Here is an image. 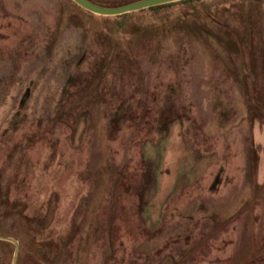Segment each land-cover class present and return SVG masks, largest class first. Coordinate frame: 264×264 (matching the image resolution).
I'll return each mask as SVG.
<instances>
[{
    "label": "rangeland",
    "instance_id": "rangeland-1",
    "mask_svg": "<svg viewBox=\"0 0 264 264\" xmlns=\"http://www.w3.org/2000/svg\"><path fill=\"white\" fill-rule=\"evenodd\" d=\"M118 16L0 0L15 264H264V0Z\"/></svg>",
    "mask_w": 264,
    "mask_h": 264
},
{
    "label": "water",
    "instance_id": "water-1",
    "mask_svg": "<svg viewBox=\"0 0 264 264\" xmlns=\"http://www.w3.org/2000/svg\"><path fill=\"white\" fill-rule=\"evenodd\" d=\"M74 4L77 6L91 12L94 15H100V16H117L121 14H128L132 13L141 9H147L152 6L156 5H163L167 3H171L174 1L178 0H135L129 3H124L122 5L114 6V7H109L105 5H99L91 2V0H72ZM181 1V0H179ZM0 240H5L12 242L14 244V257L12 258V264H15V257H16V252H17V244L13 238L10 237H1Z\"/></svg>",
    "mask_w": 264,
    "mask_h": 264
},
{
    "label": "trees",
    "instance_id": "trees-1",
    "mask_svg": "<svg viewBox=\"0 0 264 264\" xmlns=\"http://www.w3.org/2000/svg\"><path fill=\"white\" fill-rule=\"evenodd\" d=\"M135 1V0H134ZM187 1H190V0H181V1H175V2H171V3H167V4H163V5H156V6H152V7H150V8H147L146 10H143V9H141V10H138V11H136V12H133V13H128V14H126V13H124V14H121V15H119L118 17H120V16H128V15H131V14H137V13H140V12H144V11H153V10H157V9H163V8H166V7H168V6H171L172 4H175L176 2H187ZM91 2H93V3H95V4H99V5H105V6H109V7H114V6H118V5H122V4H124V3H129V2H132V0H129V1H123V2H121V3H114V4H109V3H103V2H98V1H94V0H91ZM0 243H3V244H9L8 242H5V241H0Z\"/></svg>",
    "mask_w": 264,
    "mask_h": 264
}]
</instances>
